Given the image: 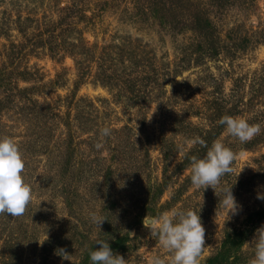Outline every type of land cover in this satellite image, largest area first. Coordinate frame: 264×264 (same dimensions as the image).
<instances>
[{"label":"rangeland","instance_id":"1","mask_svg":"<svg viewBox=\"0 0 264 264\" xmlns=\"http://www.w3.org/2000/svg\"><path fill=\"white\" fill-rule=\"evenodd\" d=\"M195 8L210 27L194 23ZM256 31L264 0H0V137L17 143L32 191L22 215L0 213V264H91L95 238L126 264H149L168 253L143 218L189 207L205 228L199 264H248L264 223ZM243 34L251 42L228 47ZM225 114L260 132L245 142L224 134ZM104 126L111 135L97 150ZM197 136L235 154L233 173L220 178L235 182L240 207L230 218L210 186L191 184L190 157L206 152L187 143ZM91 210L105 218L99 228Z\"/></svg>","mask_w":264,"mask_h":264},{"label":"clouds","instance_id":"2","mask_svg":"<svg viewBox=\"0 0 264 264\" xmlns=\"http://www.w3.org/2000/svg\"><path fill=\"white\" fill-rule=\"evenodd\" d=\"M218 123L224 125V134L235 137L240 142L250 140L260 132L259 125L249 124L247 119L239 116L225 114L219 118ZM110 135L109 127H101L94 148L102 150L104 138ZM187 143L206 146L203 156L190 157L191 184L196 189L210 186L230 218L229 213L236 214L240 207L231 190L235 182L221 186L220 178L225 174L233 173L234 152L223 143L222 139L213 140L209 146L204 139L197 136ZM24 168L25 162L17 143L9 137H0V213L11 217L20 216L31 201V187L22 176ZM240 171L236 173L235 180ZM257 197L264 199V192L257 193ZM88 218L98 228L105 220L97 210L89 211ZM142 223L149 230V234L158 241L159 246L168 253L166 256L152 255L149 264H199L205 245V228L198 211L191 207L172 208L155 216H145ZM94 241L99 247L89 250L91 264H126L124 257L114 253L107 240L95 238ZM250 243L252 256L248 264H264V223L254 230ZM56 252L62 258L69 259L63 248L56 249Z\"/></svg>","mask_w":264,"mask_h":264},{"label":"trees","instance_id":"3","mask_svg":"<svg viewBox=\"0 0 264 264\" xmlns=\"http://www.w3.org/2000/svg\"><path fill=\"white\" fill-rule=\"evenodd\" d=\"M229 0H215V3L219 2V4H224L226 2H228ZM197 9L194 16H193V21H195L194 23L197 25H199L200 30H205L206 28L210 27V17L208 15H206L202 10L203 9H199V8H195ZM198 27V26H197ZM207 33V32H206ZM258 36H257V40L256 42H261L263 40L262 35L264 36V31L261 32L262 35L259 33V31L255 32ZM232 39H234V42L231 43L230 46H237V45H244L247 42H251L250 37L247 34H243V36H238V37H232ZM231 39V40H232ZM242 42H241V41ZM225 46L227 47V44H225ZM214 48H216V46H213ZM211 46V48H213ZM217 49H214V51ZM237 240L234 239L233 244H231L233 247L237 246ZM235 245V246H234Z\"/></svg>","mask_w":264,"mask_h":264}]
</instances>
